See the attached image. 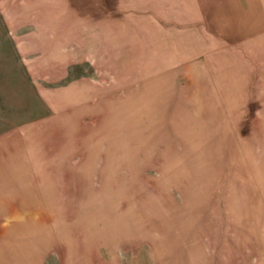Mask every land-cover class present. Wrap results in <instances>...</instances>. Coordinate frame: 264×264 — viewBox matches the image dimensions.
I'll return each instance as SVG.
<instances>
[{"label":"rangeland","instance_id":"rangeland-1","mask_svg":"<svg viewBox=\"0 0 264 264\" xmlns=\"http://www.w3.org/2000/svg\"><path fill=\"white\" fill-rule=\"evenodd\" d=\"M0 264H264V0H0Z\"/></svg>","mask_w":264,"mask_h":264}]
</instances>
